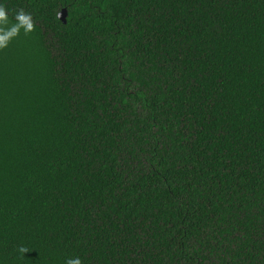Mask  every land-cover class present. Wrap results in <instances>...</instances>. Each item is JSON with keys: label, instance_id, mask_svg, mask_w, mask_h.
Returning a JSON list of instances; mask_svg holds the SVG:
<instances>
[{"label": "trees", "instance_id": "obj_1", "mask_svg": "<svg viewBox=\"0 0 264 264\" xmlns=\"http://www.w3.org/2000/svg\"><path fill=\"white\" fill-rule=\"evenodd\" d=\"M0 4V264H264V0Z\"/></svg>", "mask_w": 264, "mask_h": 264}, {"label": "clouds", "instance_id": "obj_2", "mask_svg": "<svg viewBox=\"0 0 264 264\" xmlns=\"http://www.w3.org/2000/svg\"><path fill=\"white\" fill-rule=\"evenodd\" d=\"M15 22L10 23L6 6L0 4V51L8 48L12 40L19 37L21 31L25 36L35 31L36 22L31 13L20 9L14 17ZM21 254H26L29 249L25 246H19L17 249ZM65 264H82L79 257L69 258Z\"/></svg>", "mask_w": 264, "mask_h": 264}, {"label": "water", "instance_id": "obj_3", "mask_svg": "<svg viewBox=\"0 0 264 264\" xmlns=\"http://www.w3.org/2000/svg\"><path fill=\"white\" fill-rule=\"evenodd\" d=\"M67 16H68V12H67V9L64 8L60 14H59V19L64 23L66 24L67 23Z\"/></svg>", "mask_w": 264, "mask_h": 264}]
</instances>
